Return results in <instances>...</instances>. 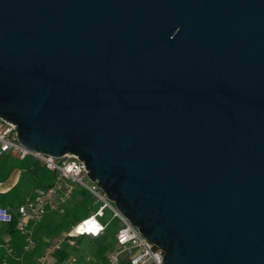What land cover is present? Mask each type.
Segmentation results:
<instances>
[{"label": "water", "instance_id": "obj_1", "mask_svg": "<svg viewBox=\"0 0 264 264\" xmlns=\"http://www.w3.org/2000/svg\"><path fill=\"white\" fill-rule=\"evenodd\" d=\"M0 118L162 264H264V0H0Z\"/></svg>", "mask_w": 264, "mask_h": 264}, {"label": "built area", "instance_id": "obj_2", "mask_svg": "<svg viewBox=\"0 0 264 264\" xmlns=\"http://www.w3.org/2000/svg\"><path fill=\"white\" fill-rule=\"evenodd\" d=\"M12 152L19 158L31 156L40 160L43 165L53 173V180L46 186L37 187L32 195L24 197L22 203L16 208V228L23 237L21 253L17 259L29 253L35 246L34 228L45 214L59 211L64 202L70 197L75 184L83 186L89 194H92L97 208L87 216L71 223L70 227L63 229L55 242L47 249L46 254L52 250H59L63 241L74 244V238L88 236L89 238L101 237L108 222H103L104 209L111 211V216L116 218L119 226L114 233L115 246L109 249L103 264H162L163 251L154 246L143 236L138 229L114 206L106 194L96 182L91 181L85 171L82 161L72 154L62 157H53L33 151L16 140L15 128L0 118V155ZM95 186V187H94ZM3 182L0 181V192L3 190ZM13 219L11 211L0 205V223H8ZM2 264L8 263V258L13 255L12 248L3 243ZM89 260V255H84ZM67 264H73L77 257L71 256ZM34 264H46L45 258H38Z\"/></svg>", "mask_w": 264, "mask_h": 264}, {"label": "rangeland", "instance_id": "obj_3", "mask_svg": "<svg viewBox=\"0 0 264 264\" xmlns=\"http://www.w3.org/2000/svg\"><path fill=\"white\" fill-rule=\"evenodd\" d=\"M20 161L21 160L17 158L16 155L12 152H8L3 155H0V180H3L13 168L20 167ZM40 172L41 173L43 172L45 174V176L43 177L44 183L52 182L53 173L50 170L44 167L42 168V171L40 170ZM28 176L29 175L23 172L20 182L16 188V190L19 191L21 196H23L26 193L32 195L34 189L38 186V183L33 178V176H29V179L27 178ZM83 191H84L85 199L84 201L79 202L78 200L80 198H83L82 196ZM5 200H7L6 196L3 195L0 196V204L2 202H5ZM63 206H65L67 210L72 211L68 216V220H70L69 221L70 223H68L65 227H63V229H67L68 227H70L71 223H74L73 221H71V218L73 216H76L77 219H80L97 208V204L94 203V198L92 194H89V192L79 184L74 185L71 198L68 199V201L64 203ZM100 220L103 222H108L107 236L102 240V244L104 246L105 252L104 253L99 252L96 248V243L92 241L88 236L75 238L76 245L78 246L77 249H73V247H70V250H74L77 256V261L73 264H79L80 262L81 263L84 262V264H103L104 257L102 256L106 254V252L109 249L115 246L114 233L119 226L118 220L111 216V211L108 208L104 209V216L100 217ZM58 234H61V231ZM84 251L89 253L90 255L89 260H85L83 256L85 253Z\"/></svg>", "mask_w": 264, "mask_h": 264}, {"label": "trees", "instance_id": "obj_4", "mask_svg": "<svg viewBox=\"0 0 264 264\" xmlns=\"http://www.w3.org/2000/svg\"><path fill=\"white\" fill-rule=\"evenodd\" d=\"M17 158H19L18 156H16ZM20 161V169L22 170L21 173H25L29 176H33V178L37 181L38 186L37 187H42V186H46L47 184H49V182L44 183L43 182V177L45 176V174L42 172H40V170L42 171V168H44V166L38 161H34L32 158H19ZM29 176L27 177L29 179ZM53 176V174H52ZM20 181H18V183H16L12 189H10L9 191H7L6 193H0V196H6V202L7 205L9 206L8 209L11 211L12 215H13V219L11 222L5 223L3 225V232L11 235L13 238H17L19 237L18 235L20 234L16 228V212H14V209L16 210L17 206L22 203V201L24 200V198H22L21 194L19 193L18 190H16L18 184ZM82 196L83 198H80L78 201L82 202L84 201V191L82 192ZM79 198V196H78ZM72 211H69L65 208V206L62 205L61 209L59 212H50L48 214H45L44 217L41 219V221L37 224L36 228H35V232L34 235L36 237V240L40 242L41 237L43 236H49V237H53V242L51 243H46V246H50L52 245L55 240H56V236L58 235V233L63 229V227H65L68 223H70L68 220V216L70 215ZM91 213V212H90ZM88 213V214H90ZM87 214V215H88ZM86 215V216H87ZM79 219H77L76 216H73L71 218V221L76 222ZM107 233V231H106ZM107 236V234H106ZM103 237H99V238H90L92 241H94L96 243V248L99 252L104 253L105 249L104 246L102 244V240L104 238ZM82 237V236H80ZM79 237V238H80ZM55 238V239H54ZM20 242V239H19ZM18 251H20V245L18 248ZM21 253V251H20ZM57 258L58 261H64L66 259L69 258V253H67L65 250H56L54 252V254ZM3 254H1L0 256V264H2L1 262V258H2ZM19 256V255H18ZM17 256V257H18ZM104 257V255L102 256ZM22 260L20 261L19 259L16 260H12V263L10 264H21ZM122 264H128L127 261H123Z\"/></svg>", "mask_w": 264, "mask_h": 264}, {"label": "crops", "instance_id": "obj_5", "mask_svg": "<svg viewBox=\"0 0 264 264\" xmlns=\"http://www.w3.org/2000/svg\"><path fill=\"white\" fill-rule=\"evenodd\" d=\"M26 158H32L34 161H39L42 165H43V163L40 161V160H38V159H35V158H33V157H31V156H27ZM44 166V165H43ZM45 167V166H44ZM46 168V167H45ZM21 169L19 168V167H16V168H13L9 173H8V175L3 179V180H0V181H2L3 182V184H4V188H3V190L0 192V193H6L7 191H9L10 189H12V187L16 184V183H18V181H20V179H21V177H22V173H21ZM48 185V184H47ZM37 188V187H36ZM35 188V189H36ZM34 189V190H35ZM34 193V192H33ZM27 195H29V193H26V194H24L23 196H22V198H24L25 196H27ZM71 198V197H70ZM69 198V199H70ZM68 201V200H67ZM66 201V202H67ZM66 202H64V203H66ZM64 203H63V205H64ZM1 206H5V207H9L8 205H7V202H6V200H5V202H2L1 204H0ZM62 207V206H61ZM61 209V208H60ZM14 212H16V210L14 209ZM56 212H58V211H56ZM48 214V213H47ZM41 221V220H40ZM39 221V222H40ZM38 222V223H39ZM38 223H36L35 224V228H36V226H37V224ZM5 223H0V245L2 244V243H7L11 248H12V252H13V255L12 256H10L9 258H8V263L7 264H10V263H12V260H18L17 259V256L20 254V251H21V246H22V244H23V237H22V235L21 234H19L18 236L19 237H17V238H13L11 235H9V234H7V233H5V232H3V225H4ZM35 228H34V232H35ZM108 228V227H107ZM106 231H107V229H106ZM106 231H105V233L101 236V238H103V237H105L106 236ZM61 233H63V229L61 230ZM60 234H58L55 238H57L58 236H59ZM54 238V239H55ZM77 238H79V237H77ZM19 239H20V242H19ZM34 239H35V246H34V248H32V250L29 252V253H27V254H25L24 256H23V258H22V263L21 264H34V262L40 257H42V258H45V260H46V264H67V259L66 260H64V261H58L57 260V258H56V256L55 255H53L54 254V252L56 251V250H52V251H50V253H48V254H46V251H47V249L51 246H46V243L48 244V243H51V242H53L52 240H53V237H49V236H43V237H41V240H40V242L39 241H37L36 240V237H35V235H34ZM74 244L73 245H71L68 241H63L62 242V244H61V248L59 249V250H65L67 253H69V257H71V256H75V257H77L76 256V253L74 252V250H70V247H73V249H77V245H76V240H75V238H74ZM19 245H20V251H18V248H19ZM85 253H84V255H89V253H87L86 251H84ZM1 254H3V248L0 246V256H1ZM83 255V256H84ZM90 256V255H89ZM104 256H105V254H104ZM2 259V258H1ZM69 259V258H68ZM20 260V259H19ZM21 261V260H20ZM2 262V261H1ZM79 264H84V262H80Z\"/></svg>", "mask_w": 264, "mask_h": 264}]
</instances>
